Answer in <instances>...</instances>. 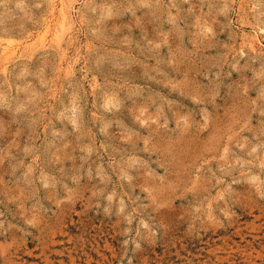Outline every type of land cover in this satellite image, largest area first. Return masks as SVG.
Masks as SVG:
<instances>
[{
    "label": "rangeland",
    "instance_id": "obj_1",
    "mask_svg": "<svg viewBox=\"0 0 264 264\" xmlns=\"http://www.w3.org/2000/svg\"><path fill=\"white\" fill-rule=\"evenodd\" d=\"M0 264H264V0H0Z\"/></svg>",
    "mask_w": 264,
    "mask_h": 264
},
{
    "label": "bare ground",
    "instance_id": "obj_2",
    "mask_svg": "<svg viewBox=\"0 0 264 264\" xmlns=\"http://www.w3.org/2000/svg\"><path fill=\"white\" fill-rule=\"evenodd\" d=\"M64 12H65V11H64ZM65 16H66V15H65ZM65 16H64V17H65ZM61 17L63 18V16H61ZM66 18H67V17H66ZM63 22H64V21H63Z\"/></svg>",
    "mask_w": 264,
    "mask_h": 264
}]
</instances>
